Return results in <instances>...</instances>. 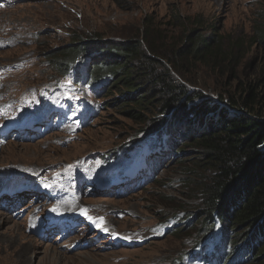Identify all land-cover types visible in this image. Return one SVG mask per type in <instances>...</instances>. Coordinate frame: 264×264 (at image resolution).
Returning <instances> with one entry per match:
<instances>
[{
    "label": "rangeland",
    "instance_id": "1",
    "mask_svg": "<svg viewBox=\"0 0 264 264\" xmlns=\"http://www.w3.org/2000/svg\"><path fill=\"white\" fill-rule=\"evenodd\" d=\"M262 12L264 0H0V28H14L12 33L7 28L0 30V103L4 100L1 109L6 116L0 119V194H5L0 195V264H172L182 258L194 245V233L191 226L181 237L165 232L162 217L169 207L161 196L177 197L192 205L200 200L182 195L185 174L176 166L177 159L173 161L175 154L163 151V166L154 182L137 189L147 176L137 158L122 156L110 164L102 162L101 151L124 146L145 126V117L131 119L126 113L129 110L107 106L118 95L109 94L100 101L102 108L91 125L92 112L74 105L65 125H49L47 132L43 125L59 109L71 73L57 74L45 52L58 50L62 58L61 49L81 46L74 41L78 35L99 37L103 44L138 38L145 41L143 48L152 55L146 34L156 33L161 41L155 49L167 61L169 49L182 44L186 33H200L222 37L226 52L242 41L243 49L232 65L241 75L252 55L264 57L255 48L247 54L250 39L264 26L259 17ZM146 19L145 24L155 27L144 26ZM99 55L98 63L111 59L110 55ZM228 65L226 62L217 68L192 60L182 66L189 70V78L174 76L188 89L218 99L221 92L237 89L226 72ZM83 88L89 90L86 85ZM27 94L38 99L41 106L37 110L33 108L35 99L22 98ZM22 102L30 105L19 109ZM15 122L30 130L10 131V123ZM186 152L192 153L190 148ZM34 167H46V171L32 178L27 174ZM88 170L92 175L84 181L78 196L80 205L71 214L79 221H72L53 205L55 194ZM109 177L114 181L109 183ZM159 180L165 186L158 187ZM19 191L22 195L14 198L7 194ZM83 210L95 222L87 219ZM39 215L45 221L31 232L29 223ZM55 218L60 221L58 226L53 223ZM51 252L62 257L52 259ZM184 262L200 264L197 258L186 256Z\"/></svg>",
    "mask_w": 264,
    "mask_h": 264
},
{
    "label": "trees",
    "instance_id": "2",
    "mask_svg": "<svg viewBox=\"0 0 264 264\" xmlns=\"http://www.w3.org/2000/svg\"><path fill=\"white\" fill-rule=\"evenodd\" d=\"M259 17L264 24V12ZM145 23L147 19L144 26L155 27ZM184 39L169 49L167 61L155 49L161 41L156 33L146 34L152 55L144 50L145 41L138 38L103 44L99 37L78 35L74 41L83 45L61 49L62 58L58 50L45 53L57 74L73 72L70 86L78 103L84 108L98 105L89 125L102 108L100 101L109 94L118 97L107 102L108 107L129 110L126 113L131 119L146 118L145 126L127 144L101 151L106 163L121 154L128 158L138 155L147 165V181L152 178L154 182L163 166L162 158L155 154H175L173 161L177 159L176 166L185 174L182 195L200 202L192 205L177 197L161 196L169 207L162 217L166 233L181 237L190 232L189 226L194 233L193 247L172 264H185L184 256L199 258L200 264H264V57L252 55L240 75L232 65L243 49L241 40L226 52L220 36L186 33ZM248 47L247 54L253 48L264 53V26L257 28ZM96 54L111 59L104 60L103 55L104 62L98 63ZM192 60L217 68L228 62L225 69L237 89L222 90L218 99H213L180 84L174 74L189 78V70L182 66ZM83 80L90 100L81 97ZM189 148L191 154L186 152ZM157 186H165L164 181L159 180ZM181 221L184 224L179 226ZM171 222L174 226L169 227Z\"/></svg>",
    "mask_w": 264,
    "mask_h": 264
},
{
    "label": "bare ground",
    "instance_id": "3",
    "mask_svg": "<svg viewBox=\"0 0 264 264\" xmlns=\"http://www.w3.org/2000/svg\"><path fill=\"white\" fill-rule=\"evenodd\" d=\"M9 31H10V33H12V31H13V27L11 26V25H7V27H6ZM83 58H85V57H83ZM77 61H79V60H77ZM81 61V60H80ZM73 64H74V62H73ZM41 106V104H39L38 105V107H37V109L39 108ZM25 149V148H24ZM26 150V149H25ZM46 168V167H45ZM44 167H34L27 175H29L30 177H32V178H35L36 176H38V175H40V174H43L45 171H46V169H45ZM66 177H68V178H73V176H72V174H70V173H66V174H64ZM85 176H86V174H84V175H82V176H80V177H77V178H74L73 180V182H70V180L67 182V184H66V187H64V188H61V189H59L57 192H56V194H55V196H56V199H60V198H63V196H62V194H63V192H70L71 194H77L78 193V190H79V185L82 183V181L84 180V178H85ZM114 181V178H112V177H109L108 178V182L109 183H111V182H113ZM58 188V187H57ZM8 195H9V197L10 198H14L16 195H18V194H20V196L22 195V193H21V191H19L18 193H13V194H11V193H7ZM27 195H28V193H26ZM15 216V215H14ZM12 219H13V217H11ZM45 221V218L44 217H42L41 215H39V216H34V217H32V219H31V221H30V229H31V232H34L35 231V229H36V227H37V225L39 224V223H42L43 224V222ZM54 225H56L55 223H54ZM53 225V226H54ZM52 227V226H51ZM98 233H99V231H98ZM103 236V234L102 233H100L99 234V238H101ZM49 255V254H48ZM59 255H60V257H62V254H58L57 252H51L50 253V258H52V259H59L60 257H59Z\"/></svg>",
    "mask_w": 264,
    "mask_h": 264
},
{
    "label": "snow or ice",
    "instance_id": "4",
    "mask_svg": "<svg viewBox=\"0 0 264 264\" xmlns=\"http://www.w3.org/2000/svg\"><path fill=\"white\" fill-rule=\"evenodd\" d=\"M45 187H48V185H45ZM82 214L85 215L87 219H89V220H93L92 217H90V216L87 215V210H83V211H82ZM96 219H100V220H102L103 218H96ZM93 222H95V221L93 220ZM98 226H99V225H98ZM103 230H104V231H108V229H106V228L103 229Z\"/></svg>",
    "mask_w": 264,
    "mask_h": 264
}]
</instances>
